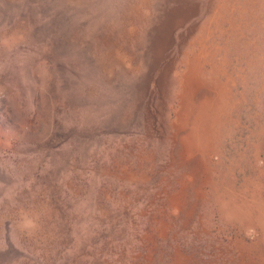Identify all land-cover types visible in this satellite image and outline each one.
Returning <instances> with one entry per match:
<instances>
[{"label": "rangeland", "instance_id": "rangeland-1", "mask_svg": "<svg viewBox=\"0 0 264 264\" xmlns=\"http://www.w3.org/2000/svg\"><path fill=\"white\" fill-rule=\"evenodd\" d=\"M0 264H264V0H0Z\"/></svg>", "mask_w": 264, "mask_h": 264}]
</instances>
